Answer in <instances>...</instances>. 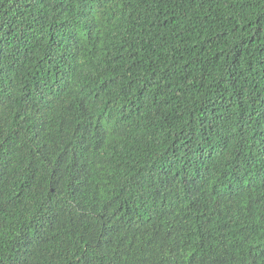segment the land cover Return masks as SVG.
<instances>
[{
	"label": "trees",
	"instance_id": "obj_1",
	"mask_svg": "<svg viewBox=\"0 0 264 264\" xmlns=\"http://www.w3.org/2000/svg\"><path fill=\"white\" fill-rule=\"evenodd\" d=\"M0 264H264V0H0Z\"/></svg>",
	"mask_w": 264,
	"mask_h": 264
}]
</instances>
